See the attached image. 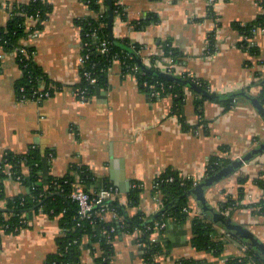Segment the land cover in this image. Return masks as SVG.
<instances>
[{
	"label": "crops",
	"instance_id": "obj_1",
	"mask_svg": "<svg viewBox=\"0 0 264 264\" xmlns=\"http://www.w3.org/2000/svg\"><path fill=\"white\" fill-rule=\"evenodd\" d=\"M29 1L0 0V26L9 23L13 7ZM50 1L53 9L43 27L24 42L34 47L35 62L61 87L42 100L20 99L16 83L22 69L15 52H6L0 45V161L8 152L22 154L38 147L43 151L40 185L47 188L52 180L71 174L84 187L77 168L85 167L92 174L85 182L88 190L99 192L111 184L118 188L123 202L128 192L121 191L118 183L129 181L131 188L140 183V208L152 216L162 208L154 187L164 172L175 170L199 182L207 175L211 156L224 153L222 146L233 160L264 141V118L247 97L234 98L229 107L224 103L228 98L204 97L185 85L184 101L175 111L171 95L152 96L135 74L123 70L120 60L109 70L108 83L96 86L86 101H80L75 86L81 78L84 44L78 21L92 12L85 0ZM117 1L127 16H115L114 36L143 46L146 58L162 55V42L171 40L179 51L175 75L203 82L204 88L217 94L245 90L256 97L260 93L263 27L257 26L249 37L259 50L254 55L242 46L246 36L235 24L257 20L264 13V0ZM148 18L152 21L142 25ZM28 23L34 24L36 19L30 17ZM29 172L24 166L23 173ZM259 179L264 181V153L211 187L207 198L264 241V213H255L252 207L264 198V184ZM4 183L8 198L29 190L12 177ZM241 188L240 206L223 210L220 202L238 198ZM189 203L192 213L187 219L180 224L170 219L166 230L157 234L169 244V252L157 257L159 264H180L183 259L225 264L244 254L246 246L217 227L214 235L226 240L221 255L192 246L193 218L202 211L193 195ZM6 206L7 201L0 200V208ZM110 214L106 216L110 218ZM59 218L33 207L23 214L25 226L17 232L0 227V264H47L64 234ZM137 236V232L116 236L111 264H147ZM84 243L82 264H101L95 261L98 253L88 247L87 240Z\"/></svg>",
	"mask_w": 264,
	"mask_h": 264
},
{
	"label": "trees",
	"instance_id": "obj_2",
	"mask_svg": "<svg viewBox=\"0 0 264 264\" xmlns=\"http://www.w3.org/2000/svg\"><path fill=\"white\" fill-rule=\"evenodd\" d=\"M88 2L92 12L91 15L78 21L81 26L84 44L82 55L85 57V61L80 66L81 78L75 88H86L90 95L96 86L106 85L108 83L109 70L114 62L119 59L122 62L123 70L127 73H135L140 85L148 92L151 91L149 85L154 84L155 89L162 91L163 95H171L175 103L174 110L178 111L184 101L182 89L185 84L143 71L139 67L134 54L127 49V47L133 48L146 64V58L141 52V46L123 38H117L118 42H115L110 37L107 0H88ZM113 4L115 14L120 12L122 17L126 18L127 15L118 1L113 0ZM52 9L51 1L30 0L28 3L13 7L12 18L9 23L6 26H0V45L4 51L16 53V60L22 69V77L16 83V92L19 98L23 94L27 98H34V91L40 90L41 85H44L45 88L40 91H49L51 94H53L55 89L61 87L60 84L53 82L35 62L34 47L24 42L35 30L43 27V23ZM30 17L36 19V23L29 24ZM151 21V18L144 19L141 24L144 25ZM132 23L136 24V21H132ZM235 25L245 36L251 37L257 26L264 28V13L250 24L241 25L236 23ZM104 40L108 41V50L106 52L101 51ZM242 46L249 49L251 54H259L258 48L250 44L247 39L242 41ZM22 48L26 49L27 54L21 51ZM162 49L164 51L163 55L150 57L153 60V63L149 65L150 67L160 70L153 65L158 58H164L169 55H172L176 61L179 58V51L174 47L171 40L162 42ZM135 67H138L137 71L134 69ZM86 72H89L92 77H96L98 82L92 84L87 76L84 75ZM200 83L204 85L203 82ZM260 86L261 91L256 97L264 105V75L261 77ZM233 99V97L228 98L224 100V103L230 107L234 102ZM181 120L184 121V118L181 117ZM185 125L189 128L188 124L185 123ZM220 149L224 153H217L211 156L207 175L215 173L231 162V159L225 155L228 148L222 146ZM8 166H11L12 178L20 181L29 189L27 193H22L14 198L6 196L4 182L6 178L10 177L7 174ZM24 166L29 167V174L23 173ZM42 167L43 151L38 147H30L27 152L22 154L8 152L4 159L0 161V200H6V208L12 209V211H8L0 208V227L7 232H17L21 227L25 226L23 214L33 207L42 209L44 213L52 217L59 216L64 234L58 238V249L55 253L48 256L47 264H82L85 240H87L88 247L94 253H98L95 254L96 262L111 264L115 254L114 240L118 234L123 232H137V242L144 248L143 256L147 264H159L157 256L168 253L169 244L158 238L153 239L156 224H164V226L159 227L158 231V233H162L166 230L170 219L180 224L188 218L186 208L190 206V196H185V194L195 186V180L183 177L175 170L169 169L157 179L154 194L160 197L162 208H166L157 216H151L140 208L143 188L140 183H136L127 193L126 202H123L117 196L115 199L112 198L96 203L90 216L82 217L79 213L77 202L73 201L70 196L79 184L77 178L68 174L52 180L50 186L45 188L38 181ZM77 170L80 172L81 183L85 187L83 188L93 197L96 196L97 192L88 190L87 184H85L92 177L90 171L85 169V167L77 168ZM170 178L173 179L171 180ZM244 181V179L241 180L242 183ZM258 182L261 185L264 184L262 179H259ZM109 186L111 184L106 185V187ZM52 193H55V195H51ZM242 196L243 188L240 189L238 198L230 197L228 200L221 201L219 206L223 210L230 206L239 207L238 201L241 200ZM103 206H106L109 211L117 215L112 217V214H110V218H108L106 216L107 212L100 214ZM252 207L255 213H264V198L252 204ZM132 209H135V213L131 212ZM215 229L216 226L211 222L208 215L202 212L197 213L193 218L192 246L198 250H210L216 255H221L225 248L226 240L216 237L214 235ZM253 262L255 264H264L263 258L253 248L246 246L243 255L229 258L225 264H252ZM180 264L198 263L192 259H183Z\"/></svg>",
	"mask_w": 264,
	"mask_h": 264
},
{
	"label": "water",
	"instance_id": "obj_3",
	"mask_svg": "<svg viewBox=\"0 0 264 264\" xmlns=\"http://www.w3.org/2000/svg\"><path fill=\"white\" fill-rule=\"evenodd\" d=\"M108 4V27L110 31V37L113 41L118 42L117 38L114 36V22H115V9L113 0H107ZM127 47V46H125ZM127 49L134 54L137 59L139 67L151 74L158 75L167 80H173L176 82H181L189 87H191L195 92L211 98V99H226V98H235L238 96L247 97L252 104L256 107L258 112L264 118V105L262 102L255 96H252L247 93V91L243 90L239 93H232L229 95H222L214 93L210 90H207L203 87L202 84L197 81L188 78V77H180L172 73H167L164 71H160L158 69L147 66L138 56L136 51L133 48L127 47ZM264 153V141L261 142L258 146L251 149L244 156L235 158L231 160L230 163L223 166L220 170L216 171L211 175L205 176L201 181H199L190 191H188L185 196H194L196 200L199 202L201 206L202 213L208 215L211 222L219 229L223 230L225 234L231 236L232 240L237 244L243 246H247L253 248L264 260V241H262L250 228L245 226L244 224L235 221L231 214H226L225 211H222L218 208H215L207 198L208 190L215 186L217 183L221 182L224 178L229 177L238 169L242 168L245 164L251 162L253 159L261 156ZM118 187L123 192H129L131 189V182H119ZM51 195H55L52 193ZM38 206V205H37ZM3 210L12 211V209L2 208ZM166 208H162L155 215L157 216L159 213H162Z\"/></svg>",
	"mask_w": 264,
	"mask_h": 264
},
{
	"label": "built area",
	"instance_id": "obj_4",
	"mask_svg": "<svg viewBox=\"0 0 264 264\" xmlns=\"http://www.w3.org/2000/svg\"><path fill=\"white\" fill-rule=\"evenodd\" d=\"M48 1H50V0H48ZM86 4L89 7L88 0H87ZM117 14L121 15L120 12H118ZM31 18H33V17H31ZM263 30H264V28H263ZM37 32H38V30H35L32 34L33 35L37 34ZM246 39L249 41V37L246 36ZM143 49H144L143 46H141V51L142 52H144ZM107 50H108V41L104 40L103 43H102V46H101V51L102 52H106ZM21 51L25 52L27 54V51H26L25 48H22ZM163 52H162V55H163ZM150 57L146 58L144 56V58H146L145 60H146V63H147L148 66L153 63V60ZM84 59H85V57L82 55V57L80 58V66L83 65V63L85 61ZM117 60H119V59H117ZM153 65L155 67L159 68L160 70L164 71V72L172 73V74H174L175 71L178 68L177 67V61L172 55L166 56V57H164L162 59L161 58L156 59L154 61ZM137 68L138 67H135L134 69L137 71L138 70ZM131 74H135V73H131ZM84 75L87 76V78L91 81L92 84H96L98 82L97 78L96 77H92L89 72H86ZM146 85H148V84L146 83ZM44 88L45 87L43 85H41L40 90H43ZM149 88L151 89L150 94L152 96H154V97L160 96V95L163 94L162 91H158V90L155 89V85L154 84H150ZM22 90L24 91L23 88H22ZM40 90H35L34 91V93H33V97L34 98L42 100V99L50 97L52 95L49 91H45V90L44 91H40ZM75 94H76L77 98L80 101H86L88 99V97H89V91L86 88H76ZM20 99L25 100V99H28V98H27V96L25 94H23ZM7 174L10 177L13 176L12 175L13 172L10 170V168H8ZM170 179L172 180L173 178H170ZM194 183L196 185L198 183V181H195ZM156 186H157V181L155 183V187ZM118 193H119L118 188L113 186V185H111L109 187H106V188L100 190L99 192H97V195L93 197L80 184H78L75 187V189L72 191L70 196H71L73 201L77 202V204L79 206V213L81 214V216L82 217H89L90 213L93 210L94 205L96 203H101V202H104V201H106L108 199H112V198L115 199L118 196ZM157 199H158V202H160V197L158 195H157ZM186 211H187V213H192V206L190 205L189 208H186ZM105 212H107V214L111 213L112 217H115L117 215L116 213L109 211L106 206L105 207L103 206L100 214L105 213ZM162 226H164V224H161V225H160V223L156 224L155 231H154V236H153L154 240L157 239V234H158V231H159V227H162ZM252 264H255V263L253 262Z\"/></svg>",
	"mask_w": 264,
	"mask_h": 264
},
{
	"label": "rangeland",
	"instance_id": "obj_5",
	"mask_svg": "<svg viewBox=\"0 0 264 264\" xmlns=\"http://www.w3.org/2000/svg\"><path fill=\"white\" fill-rule=\"evenodd\" d=\"M208 200H209V198H208ZM210 201V200H209ZM210 203L215 207V208H217V206L216 205H214L211 201H210Z\"/></svg>",
	"mask_w": 264,
	"mask_h": 264
}]
</instances>
